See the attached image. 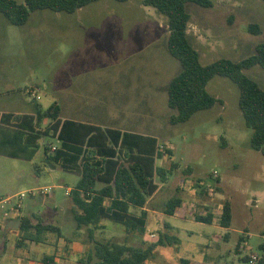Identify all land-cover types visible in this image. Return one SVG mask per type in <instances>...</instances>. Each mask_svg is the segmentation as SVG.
I'll list each match as a JSON object with an SVG mask.
<instances>
[{
  "label": "rangeland",
  "instance_id": "obj_1",
  "mask_svg": "<svg viewBox=\"0 0 264 264\" xmlns=\"http://www.w3.org/2000/svg\"><path fill=\"white\" fill-rule=\"evenodd\" d=\"M16 1L25 4L26 0ZM187 10L191 15L189 39L203 65L220 59L239 62L264 42V1L219 0L213 8L190 3ZM251 24H258L262 33L252 34ZM167 41V19L143 6L141 0H101L72 14L37 11L24 26L12 25L0 13V108L15 106V99H9L7 93L11 85L38 87L42 96L38 102L48 107L60 88L68 87L70 79H78L86 89L85 98L72 105L63 99L64 116L154 136L162 144L164 155L171 145V160L191 171V175L185 171L179 174L176 182L190 175L187 186L198 184L197 193L189 190L186 210L190 215L204 212L200 207L204 203H216L220 211L226 202L231 205L233 219L228 230L183 224L193 232L167 231L179 242L158 247L148 263L181 264L182 259L201 262L205 257L208 261L210 256L221 255L219 264H251L243 258L264 256L259 248L264 244V156L251 147L253 130L246 126L239 108V89L229 79L215 77L208 91L222 103L198 112L186 123L169 124L173 111L168 106V85L181 66L171 56ZM245 73L264 89L262 68ZM23 98L24 107L34 105L31 97ZM215 171L220 185L213 178ZM11 177L10 173L0 174V195L12 189ZM157 181H161L159 176ZM201 181L206 186L218 185L215 192ZM55 192L61 202L69 200L64 190ZM160 195L156 201L159 208L161 200L171 194L163 189ZM44 203L52 202L45 196ZM148 230L155 231L157 239L141 235V246L144 241H157L159 233H164L155 222ZM225 234L228 240L223 239ZM108 235L118 242L123 238L117 228L110 229ZM207 235L221 242V251L203 244ZM240 238L245 245L241 244L237 254Z\"/></svg>",
  "mask_w": 264,
  "mask_h": 264
},
{
  "label": "crops",
  "instance_id": "obj_2",
  "mask_svg": "<svg viewBox=\"0 0 264 264\" xmlns=\"http://www.w3.org/2000/svg\"><path fill=\"white\" fill-rule=\"evenodd\" d=\"M81 84L78 79H70L68 87L60 88L55 93L54 103L51 105L57 104L60 107L59 117L55 121L48 118L39 119V111H45L51 106L43 107L38 102L42 100V96L40 100H33V106H23V103H26L23 97H29L25 93L26 85L23 87L20 84H14L7 91L9 99H15V106L0 108V174H11L12 189L6 195H0V199L22 192L41 190V193L27 196L20 214H11L10 218H4L3 211L0 210L2 224L0 264H44L43 260L46 256H55L54 264H78L95 241H115V236L108 235L112 228H117L123 235L119 242H127L129 245L139 247L142 236L136 230V224L143 225L147 231L144 236L150 234L152 239H157L155 231L148 230L153 222L162 226L163 232L171 237L174 236L167 231L191 234L193 231L183 225L188 223L198 224L204 229L228 230L219 224L222 210H217L216 203L213 206L204 203L200 206L204 212L197 215L211 219L210 223L197 221L194 215L187 212V199L191 197L189 190L193 188L197 193L198 184L194 183L190 188L187 186L186 180L191 175L190 168L182 169L177 162L171 160L173 156L171 145H167L170 153L167 152L168 155H164L160 149L162 144L154 136L90 123L79 117L64 116L63 99H69L68 104L72 105L85 98L83 95L86 89L83 90ZM62 94H68V97H62ZM55 125L59 130L64 127L62 134L64 142L57 143L56 139L46 132L48 127ZM51 144L57 145L58 150H62L65 155L53 160L54 155L47 152V146ZM86 161L92 164L98 163L102 168L97 184L98 189L112 184L118 168L124 164L141 163L151 175L155 190L147 204L142 208H131L126 214L135 222V228L132 231L129 232L124 225L106 218L98 227L77 224L75 216L81 211L74 205L72 193L82 177ZM167 165L169 168H166ZM159 169L165 170V174L160 175ZM184 171L190 175L183 178L181 183L176 182V177ZM157 176L161 178L160 182L157 181ZM44 177L49 179L44 180ZM203 184L206 187L205 181H201V185ZM44 189H48L49 192L42 193ZM58 189L64 190L65 197L69 199L65 203L58 199V194L55 192ZM163 189L171 195L164 201L161 200L162 204L159 208L156 206V201H160L159 196L161 197L160 192ZM52 191L54 193L50 195ZM45 196L51 199V204L44 203ZM174 197L182 200V209L186 211L184 216L178 213L167 215L164 212L166 204ZM110 203L111 200L107 198L103 206L109 207ZM210 209H214L213 212ZM23 218H29L34 224L39 221L53 224L59 228V234L47 233L42 242L41 236L40 242L25 241L21 237L20 223ZM161 234L159 233L158 237ZM228 238V234L223 236L224 240ZM155 242L157 241L154 240L151 243ZM178 242L177 239L176 243ZM203 244L219 251L222 248L221 242L210 235H207ZM241 244L245 245L244 238H240V244L236 249L237 254L241 252ZM219 258L221 255L210 256L208 261L207 257L201 262L187 260L190 261L189 264H219L217 263Z\"/></svg>",
  "mask_w": 264,
  "mask_h": 264
},
{
  "label": "trees",
  "instance_id": "obj_3",
  "mask_svg": "<svg viewBox=\"0 0 264 264\" xmlns=\"http://www.w3.org/2000/svg\"><path fill=\"white\" fill-rule=\"evenodd\" d=\"M101 0H26L25 4L16 0H0V13L15 26H24L28 23L32 13L43 10L72 14L78 10ZM127 2L129 0H116ZM219 0H141L145 7H151L167 19L168 50L171 56L181 66V71L172 78L169 83L168 106L173 111L169 117V124L176 125L188 122L195 114L214 108L222 101L208 91V84L215 77H223L232 81L239 89V108L242 111L245 124L253 130L251 147L264 156V89L245 72L254 67L264 70V42L255 48V53L239 62L230 59H220L211 64L203 65L200 54L189 39L188 28L191 15L187 10V4H195L203 8H213ZM264 1V0H261ZM249 30L252 34H261L258 24H251ZM60 107L51 105L45 111H39V119L48 118L57 120ZM63 129L55 126L48 127L46 132L59 130V142L63 141ZM52 137V136H51ZM47 152L54 155L53 160L62 158L65 154L62 150L52 152L47 146ZM167 152L170 153L169 150ZM102 168L100 164H92L86 161L83 173L75 190L72 193L74 205L81 211L75 216L79 226L98 227L103 219L112 220L125 226L129 232L135 228V222L130 216H126L131 208L145 207L155 187L152 185L151 175L145 166L134 162L121 165L118 168L112 184L102 189L97 188ZM160 175L165 170L159 169ZM220 180L217 179L219 184ZM218 189V188H217ZM205 193H209L207 190ZM111 200L109 207H104V201ZM167 215L178 213L185 215L182 209V200L179 197L172 198L165 206ZM197 221L210 223L211 219L196 216ZM232 208L226 202L222 208L219 224L224 228L232 225ZM22 239L25 241L41 242L47 233L59 234V228L43 221L34 224L29 218L21 220ZM34 230V232H31ZM136 230L140 235L146 234V229L141 224H136ZM264 235V233H263ZM35 236V238H33ZM177 239L162 233L155 243L144 246H132L127 242L111 240L95 241L88 249L86 255L78 264H149L156 249L167 244L176 243ZM264 251V244L259 246ZM44 264H54L55 256H46ZM244 261H250L245 257ZM190 261L182 259L181 264H189ZM258 264H264V256Z\"/></svg>",
  "mask_w": 264,
  "mask_h": 264
},
{
  "label": "built area",
  "instance_id": "obj_4",
  "mask_svg": "<svg viewBox=\"0 0 264 264\" xmlns=\"http://www.w3.org/2000/svg\"><path fill=\"white\" fill-rule=\"evenodd\" d=\"M188 30H189V28H188ZM25 93L29 97H31L33 100H40L41 99V95L39 94V88L34 86V85L26 87ZM50 136L55 138L57 143H59V130L58 131L51 130ZM49 147H50L52 152H55L58 150V146L55 144H51V145H49ZM213 178L216 182H217V179H219V175L216 171L213 174ZM217 186L218 185H215V186L214 185H207L206 187L209 189L210 192H215V189ZM47 192H49L48 189L42 190V193H47ZM39 193H41V190L40 191L22 192L20 194L12 196V197H6V198L0 199V210L3 211V217L4 218H10L11 214H20L21 209L23 208L24 199L29 195H34V194H39ZM1 227H2V224H1V219H0V229H1ZM259 260H260L259 255L252 254L250 256L251 264H257L259 262Z\"/></svg>",
  "mask_w": 264,
  "mask_h": 264
}]
</instances>
